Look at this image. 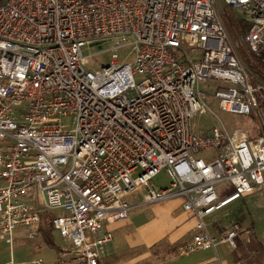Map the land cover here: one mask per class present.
Instances as JSON below:
<instances>
[{
  "label": "built area",
  "instance_id": "obj_1",
  "mask_svg": "<svg viewBox=\"0 0 264 264\" xmlns=\"http://www.w3.org/2000/svg\"><path fill=\"white\" fill-rule=\"evenodd\" d=\"M221 1L245 25L255 73L240 63L217 0H0V240L11 245L18 228L38 236L50 211L60 256L99 264L111 223L179 197L196 231L177 254L212 249L196 264H222L217 246L235 249L244 229L214 236L205 219L264 192V0ZM105 39L115 43L109 63L92 70L83 49ZM121 46L129 62L118 60ZM208 80L222 84L202 89ZM208 97L251 116L259 134L229 131ZM206 112L218 123L195 127ZM207 148L215 157L194 155ZM162 170L169 181L154 186Z\"/></svg>",
  "mask_w": 264,
  "mask_h": 264
},
{
  "label": "crops",
  "instance_id": "obj_2",
  "mask_svg": "<svg viewBox=\"0 0 264 264\" xmlns=\"http://www.w3.org/2000/svg\"><path fill=\"white\" fill-rule=\"evenodd\" d=\"M181 204L179 197L151 203L149 207L154 214L152 220L145 223L141 221L139 224H134L135 216L132 213L140 205L133 207L127 219L109 225L113 237L98 263L135 264L138 261V264H196L210 259L213 255L212 249L194 251L193 254L200 253L195 257H188L192 253L188 256L177 254V249L191 240L196 231L195 218L192 213L183 210ZM227 206L222 216L228 215L227 218H231L224 220L220 215L221 222L208 227L210 233L217 236L233 223L239 224L244 231L236 237L235 249L229 250L224 245L217 246L222 264H235L236 261L241 264H264V192L236 199L221 209ZM43 213L39 226L44 216L48 226L46 229L39 228L38 236L30 237L25 229L18 228L11 245L0 240V264L10 259L19 264L24 258L37 256L43 259V264H73L67 256H60L62 239L51 227L50 217ZM211 217L212 215L209 222L205 219L207 224H211L218 216ZM165 246L168 248L164 249ZM166 249L169 250L167 254L162 252ZM161 253L168 256L161 258ZM147 258H150L149 262H143Z\"/></svg>",
  "mask_w": 264,
  "mask_h": 264
},
{
  "label": "rangeland",
  "instance_id": "obj_3",
  "mask_svg": "<svg viewBox=\"0 0 264 264\" xmlns=\"http://www.w3.org/2000/svg\"><path fill=\"white\" fill-rule=\"evenodd\" d=\"M218 10L220 14V18L224 23V26L227 30V33L230 37V40L232 42V45L235 49L236 54L238 55V58L240 60V63H242V66L244 67L245 71L247 73H255L257 72V62L255 63V59L250 56L247 45H246V32H245V25L242 24L240 16L237 14V12L232 9L229 6H226L221 0H217ZM115 45L114 41L111 39H105L101 41H97L94 45H87L83 49L84 54L90 55L89 57V63L87 64L90 69L94 70L98 68L100 65L108 64L110 59V48ZM119 58L118 60L122 62H129L131 60V53H130V46H121L119 47ZM249 80H253L252 76L249 77ZM222 84L219 81L216 80H208L205 83L201 84L200 87L202 89H206L208 86H215ZM207 103L209 104V107L211 110H213L214 113L217 114L222 124L229 130L232 131L238 127L247 128L250 132V137L255 138L259 132L257 130V127L255 125V121L251 118V116L238 114V113H232L227 112L224 110H221L217 107L216 100L211 99L210 97L207 98ZM194 125L197 128L200 129H208L211 126H213L216 122L218 123V120L213 117V115L210 112L202 113L197 115L193 119ZM195 156L203 157L205 160H209L216 155V151L213 148H207L199 150L197 153L194 154ZM154 186H162L166 185L169 181L168 174L162 170L160 171L153 179ZM138 197V198H137ZM140 198V195L137 192H132L127 195V199L129 201L138 200ZM154 203V202H153ZM151 203L142 204L138 208L133 209L132 215L135 216L134 224H139L141 221L143 223L150 222L154 216L153 211L150 206ZM228 208L225 207L223 209L220 208V210H216L215 212L211 213L207 217V221L209 222V218L212 215L211 218L217 217L211 224H208V227L215 226L218 223L221 222V219H219L225 209ZM44 215L51 216L50 211H45L43 213ZM43 215V216H44ZM221 215V216H220ZM42 216V217H43ZM228 215H223L221 218L226 219ZM46 216L43 217L41 225L39 226L40 229L47 228L48 223L46 221ZM229 216L227 219H230ZM50 219V218H49ZM233 222H231L232 224ZM162 248V247H161ZM165 248H168V246H165ZM167 254L169 252L168 249L166 251H162ZM193 254V253H192ZM186 255L188 257H195L200 255L199 254H193V255ZM161 258L166 257L168 255L163 256V253H161ZM150 258L144 259L143 262H149ZM154 258H152V261ZM135 264H138V261H135Z\"/></svg>",
  "mask_w": 264,
  "mask_h": 264
},
{
  "label": "water",
  "instance_id": "obj_4",
  "mask_svg": "<svg viewBox=\"0 0 264 264\" xmlns=\"http://www.w3.org/2000/svg\"><path fill=\"white\" fill-rule=\"evenodd\" d=\"M96 42H92V43H90L91 45H94Z\"/></svg>",
  "mask_w": 264,
  "mask_h": 264
}]
</instances>
